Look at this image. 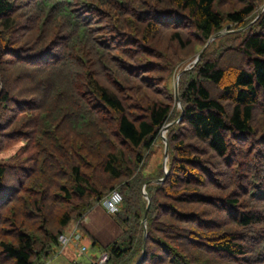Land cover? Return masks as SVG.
Returning <instances> with one entry per match:
<instances>
[{
	"label": "trees",
	"instance_id": "1",
	"mask_svg": "<svg viewBox=\"0 0 264 264\" xmlns=\"http://www.w3.org/2000/svg\"><path fill=\"white\" fill-rule=\"evenodd\" d=\"M262 6L0 0V264L90 238L114 190L123 233L90 238L108 264H264ZM171 123L169 173L149 171Z\"/></svg>",
	"mask_w": 264,
	"mask_h": 264
},
{
	"label": "crops",
	"instance_id": "2",
	"mask_svg": "<svg viewBox=\"0 0 264 264\" xmlns=\"http://www.w3.org/2000/svg\"><path fill=\"white\" fill-rule=\"evenodd\" d=\"M82 230L89 233L90 238H94L100 246L106 247L123 233L122 228L114 221L113 217L108 213L103 205H98L81 223ZM76 227H72L66 235H70ZM78 230V229H77ZM87 238L82 241L81 245L86 247V253H82L79 248L69 244L61 248V252L54 256L51 260H55L53 264H83L79 259L86 256L87 262L93 264L99 255L103 254L98 248L92 246V240ZM81 246V247H82ZM89 246L97 250L94 254L89 255ZM99 253V255H98ZM51 264V263H50Z\"/></svg>",
	"mask_w": 264,
	"mask_h": 264
},
{
	"label": "built area",
	"instance_id": "3",
	"mask_svg": "<svg viewBox=\"0 0 264 264\" xmlns=\"http://www.w3.org/2000/svg\"><path fill=\"white\" fill-rule=\"evenodd\" d=\"M121 202L122 196L117 190H114L103 200L102 204L109 214L114 215L119 212ZM82 241V235L77 229H75L69 236L65 234L61 235L59 238V242L62 247L72 244L75 247L79 248L80 251L84 254L86 253L87 249L86 247H83L81 245ZM51 259L52 258H49L44 264H49V260ZM109 260L110 256L108 255V253L103 252V254L95 262H93V264H108Z\"/></svg>",
	"mask_w": 264,
	"mask_h": 264
},
{
	"label": "rangeland",
	"instance_id": "4",
	"mask_svg": "<svg viewBox=\"0 0 264 264\" xmlns=\"http://www.w3.org/2000/svg\"><path fill=\"white\" fill-rule=\"evenodd\" d=\"M264 6H262L261 11L263 10ZM264 12V11H263ZM164 142H158V144L155 146L153 152H152V156L148 162V167L147 170L149 171H153L156 169V167L160 164V163H164V147H163ZM13 153V150L8 151L7 153L3 154V157L7 158L8 156H10ZM2 158V156L0 155V159ZM99 205H103V204H99ZM98 206V205H97ZM111 215V214H110ZM113 216V215H111ZM61 248L62 246H60L58 253L61 252ZM97 250H95L92 246H89V255H92L96 252ZM99 255V253H98ZM100 257V255H99ZM83 264H89V262H87L86 260V256L82 257L79 259ZM53 261L55 262V260L53 259ZM52 260H49V264H53Z\"/></svg>",
	"mask_w": 264,
	"mask_h": 264
},
{
	"label": "water",
	"instance_id": "5",
	"mask_svg": "<svg viewBox=\"0 0 264 264\" xmlns=\"http://www.w3.org/2000/svg\"><path fill=\"white\" fill-rule=\"evenodd\" d=\"M264 11V8L263 10L261 11V13ZM223 34L217 36L216 38H219L221 37ZM210 45V42L204 47V49L201 51V53L197 56V58L195 59V61L193 62L194 64H197L201 58L203 57L204 53L206 52L208 46ZM188 68H186L187 70ZM176 96L178 98V101H179V91H178V85L176 86ZM182 119V118H181ZM174 123H178V122H174ZM174 123H171L169 125H167L163 131H162V140L164 142V145H165V152H164V168L166 170V173L168 174V168H167V160H168V156H169V147H168V142H167V139H166V136H165V133L166 131L168 130V128L174 124ZM160 181H164L163 180H160ZM145 196H147V193L145 192ZM148 199V207H147V211L145 213V216H144V220H143V223H144V226H145V241H144V251H143V254L145 255L146 253V250H147V224H148V210L150 208V199L147 197ZM144 257V256H143ZM141 263V262H140Z\"/></svg>",
	"mask_w": 264,
	"mask_h": 264
}]
</instances>
